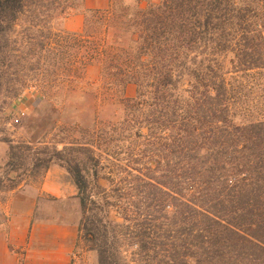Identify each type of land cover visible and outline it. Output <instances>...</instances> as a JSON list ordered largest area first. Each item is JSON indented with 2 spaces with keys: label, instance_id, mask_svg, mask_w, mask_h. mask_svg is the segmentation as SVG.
Masks as SVG:
<instances>
[{
  "label": "trees",
  "instance_id": "obj_1",
  "mask_svg": "<svg viewBox=\"0 0 264 264\" xmlns=\"http://www.w3.org/2000/svg\"><path fill=\"white\" fill-rule=\"evenodd\" d=\"M118 5L85 10L68 35L69 80L98 66L120 119L60 150L8 142L7 164L30 152L35 170L65 169L80 208L77 243L95 264H264V104L235 124L231 84L240 73L264 78V0ZM25 7L0 0V95L10 61L1 38Z\"/></svg>",
  "mask_w": 264,
  "mask_h": 264
},
{
  "label": "rangeland",
  "instance_id": "obj_2",
  "mask_svg": "<svg viewBox=\"0 0 264 264\" xmlns=\"http://www.w3.org/2000/svg\"><path fill=\"white\" fill-rule=\"evenodd\" d=\"M119 6L122 0H110ZM135 0H125L131 2ZM142 7L158 3L159 0H137ZM84 0H26V7L15 23L14 30L1 38L9 52V64L6 82L0 95V142H11L17 146L30 145L32 148L56 146L60 150L63 144L79 140L80 132L100 128L104 123H114L120 119L122 108L116 97L108 100L99 81V68L96 65L80 68L77 80L74 76L70 48L72 39L69 32L62 28L63 20L75 13L84 14ZM43 44L41 48L40 45ZM236 88L238 103L233 121L235 124L255 120L264 104V78L254 73H240L232 78ZM135 87L128 85L125 97H133ZM21 98L22 102H17ZM24 110L25 115L17 118L16 108ZM34 151V150H33ZM31 153L22 160L8 165L7 153L0 163V184L9 188L14 186H40L45 172L58 167L70 180L64 168L52 164L47 170L33 167ZM16 170L17 173L14 172ZM105 186L107 183H103ZM13 189V190H14ZM13 190L2 189L8 193ZM75 195H76V189ZM76 198V197H75ZM48 199V198H47ZM52 202L53 200L49 198ZM68 203L66 218L76 216V206ZM53 209L59 208L52 203ZM63 207V206H62ZM64 208V207H63ZM75 210V212H74ZM80 212V211H79ZM77 264L90 263L84 244H78ZM95 256L96 253L92 252Z\"/></svg>",
  "mask_w": 264,
  "mask_h": 264
},
{
  "label": "crops",
  "instance_id": "obj_3",
  "mask_svg": "<svg viewBox=\"0 0 264 264\" xmlns=\"http://www.w3.org/2000/svg\"><path fill=\"white\" fill-rule=\"evenodd\" d=\"M109 1L84 0V11L105 9ZM83 20L81 13L69 15L62 28L69 33L79 32ZM7 151L8 145L0 142V163L5 161ZM76 201L74 186L55 166L45 172L38 187L26 185L8 193L0 191V264H77L80 210L76 206L72 218H66L69 214L64 211L69 202L78 205ZM52 203L60 207L53 209ZM60 208L64 210L57 212ZM86 254L94 264V254Z\"/></svg>",
  "mask_w": 264,
  "mask_h": 264
},
{
  "label": "built area",
  "instance_id": "obj_4",
  "mask_svg": "<svg viewBox=\"0 0 264 264\" xmlns=\"http://www.w3.org/2000/svg\"><path fill=\"white\" fill-rule=\"evenodd\" d=\"M17 102L21 103V102H22L21 98H18V99H17ZM14 115H15L17 118H22V117H24L25 112H24V110H22V109H20L19 107H17Z\"/></svg>",
  "mask_w": 264,
  "mask_h": 264
}]
</instances>
